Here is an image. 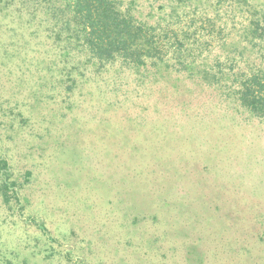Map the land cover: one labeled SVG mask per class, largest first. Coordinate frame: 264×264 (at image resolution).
Segmentation results:
<instances>
[{"label":"rangeland","instance_id":"374dc122","mask_svg":"<svg viewBox=\"0 0 264 264\" xmlns=\"http://www.w3.org/2000/svg\"><path fill=\"white\" fill-rule=\"evenodd\" d=\"M123 1L166 35V62L99 74L74 69L72 52L73 92L42 10L0 3V155L28 197L0 195V247L12 264H264V120L231 74L264 66L244 38L250 13L236 0ZM232 248L240 260H221Z\"/></svg>","mask_w":264,"mask_h":264},{"label":"trees","instance_id":"16d2710c","mask_svg":"<svg viewBox=\"0 0 264 264\" xmlns=\"http://www.w3.org/2000/svg\"><path fill=\"white\" fill-rule=\"evenodd\" d=\"M3 1L5 0H0V3ZM12 2H18L17 4L21 5L20 12L23 6H30V4L41 9L46 16V21L51 22L49 28L55 32L58 44L61 43V57L67 58L65 61L62 58L64 62L60 73L62 79L58 81L68 85L67 91L71 90L70 92H73V87L78 82V79L74 77L73 68L79 69L85 64V67H94L95 71L101 74L106 73L104 69L109 71L111 67L118 64L121 69L127 68L141 73L150 70L152 66H158V62L165 63L171 50L170 43L166 42L168 41L166 35L162 37L154 26L137 19L123 0H7V4ZM236 2L245 6V12L250 13L249 23L244 28L246 31L244 38L252 44L253 54L258 55L259 60H263L264 7L257 0H236ZM3 4L6 5L5 2ZM172 51L177 53L181 50L175 47ZM72 52L80 61L78 65L73 64V68L68 69L73 56H71ZM178 54L180 58V53ZM81 59H85V63ZM172 67L181 70L174 65ZM215 73L206 70L204 76L207 78L212 75L213 78H217ZM231 74L243 77L240 79L235 77L240 84L236 92L241 105L254 116L264 120V66L255 64L249 73L246 70H239L238 73ZM229 77H231L230 74ZM13 174L9 160L0 155V195L9 205L14 204L15 201L18 204H24L23 201L28 197L22 191L23 185L13 180ZM186 202L181 203L184 206ZM26 208L22 206L20 210L24 211ZM196 210L197 208L190 204L189 211L196 213ZM23 211L20 217L25 224L35 227L42 235L52 239L45 219L35 215H24ZM215 225L217 223L213 222L212 226ZM203 234L202 237L206 240L217 242L211 235H206L205 231ZM222 241L225 239L219 236L218 242ZM225 244L227 243L224 242L223 245ZM232 249L235 252L240 250ZM240 252L241 250L237 255L228 253L227 258L220 257V259L225 262L228 259H231L230 261L240 260V257H237ZM203 260L199 255L194 263L203 262ZM12 263V259L8 258L0 247V264Z\"/></svg>","mask_w":264,"mask_h":264}]
</instances>
